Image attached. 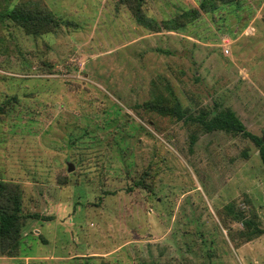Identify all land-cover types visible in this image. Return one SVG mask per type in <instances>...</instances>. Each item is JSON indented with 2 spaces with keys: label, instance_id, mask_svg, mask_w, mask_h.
I'll return each mask as SVG.
<instances>
[{
  "label": "rangeland",
  "instance_id": "obj_1",
  "mask_svg": "<svg viewBox=\"0 0 264 264\" xmlns=\"http://www.w3.org/2000/svg\"><path fill=\"white\" fill-rule=\"evenodd\" d=\"M20 1L60 24L27 33ZM141 1L139 21L122 0H0V179L48 217L0 264H264L239 217L264 230L257 145L189 118L230 107L264 139V0Z\"/></svg>",
  "mask_w": 264,
  "mask_h": 264
},
{
  "label": "trees",
  "instance_id": "obj_2",
  "mask_svg": "<svg viewBox=\"0 0 264 264\" xmlns=\"http://www.w3.org/2000/svg\"><path fill=\"white\" fill-rule=\"evenodd\" d=\"M135 15L136 19L141 21L144 17L141 0H122ZM228 2L231 0H220ZM200 7L208 8L209 5L215 7L216 2L211 0H202ZM198 8H193L189 12V16L198 13ZM186 15H182L183 18ZM6 16L13 22L21 25L27 33L34 35L43 32L54 31L60 24L59 18L47 8L44 4H28L20 1L6 12ZM180 19V18H179ZM184 20L180 19L175 25H180ZM146 106L154 109L164 115H173L177 119L186 120L185 110L180 102L175 99L172 103L168 102L164 97H157L154 100L146 102ZM192 120L200 124L207 131L213 129H223L231 132H240L251 138L258 147L259 156L264 165V139L263 136L249 131L241 118L230 107H220L214 114L208 116L206 111L196 116H189ZM194 139V138H193ZM137 184H144L141 180L136 181ZM48 218L46 216L34 213L26 214L22 210L21 191L18 184L0 179V253L6 255H18L22 244L21 229L26 223L27 217ZM244 225L243 230L247 239L252 238L255 234L264 230L257 226L252 218L239 216ZM140 264H158L156 262H141Z\"/></svg>",
  "mask_w": 264,
  "mask_h": 264
},
{
  "label": "crops",
  "instance_id": "obj_3",
  "mask_svg": "<svg viewBox=\"0 0 264 264\" xmlns=\"http://www.w3.org/2000/svg\"><path fill=\"white\" fill-rule=\"evenodd\" d=\"M32 223V222H31ZM34 224V222L32 223ZM36 230L39 231L38 228H36ZM23 239V238H22ZM24 240V239H23ZM21 252H24V251H21ZM23 256L21 255H6V254H2L0 253V259H4V260H8V259H17V258H22ZM28 256H25V259H27Z\"/></svg>",
  "mask_w": 264,
  "mask_h": 264
},
{
  "label": "water",
  "instance_id": "obj_4",
  "mask_svg": "<svg viewBox=\"0 0 264 264\" xmlns=\"http://www.w3.org/2000/svg\"><path fill=\"white\" fill-rule=\"evenodd\" d=\"M72 168H73V167H72V165L70 164V165H69V170H71Z\"/></svg>",
  "mask_w": 264,
  "mask_h": 264
}]
</instances>
